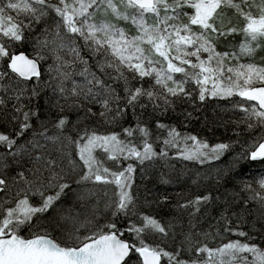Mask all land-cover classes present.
<instances>
[{"label": "snow or ice", "instance_id": "6c2138e0", "mask_svg": "<svg viewBox=\"0 0 264 264\" xmlns=\"http://www.w3.org/2000/svg\"><path fill=\"white\" fill-rule=\"evenodd\" d=\"M0 264H264V0H0Z\"/></svg>", "mask_w": 264, "mask_h": 264}, {"label": "trees", "instance_id": "16d2710c", "mask_svg": "<svg viewBox=\"0 0 264 264\" xmlns=\"http://www.w3.org/2000/svg\"><path fill=\"white\" fill-rule=\"evenodd\" d=\"M221 131H223V130H221ZM258 166V165H257Z\"/></svg>", "mask_w": 264, "mask_h": 264}]
</instances>
